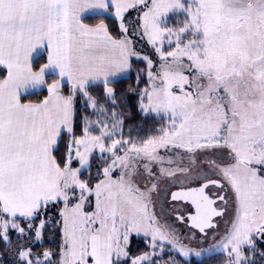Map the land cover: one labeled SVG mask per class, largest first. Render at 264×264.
<instances>
[{"label":"snow or ice","instance_id":"snow-or-ice-1","mask_svg":"<svg viewBox=\"0 0 264 264\" xmlns=\"http://www.w3.org/2000/svg\"><path fill=\"white\" fill-rule=\"evenodd\" d=\"M138 5L147 9L143 27L150 43H162L167 37L171 46L175 37L174 50L156 48L162 61L158 72L151 71V59L143 58L150 90L141 94L147 100L141 111L163 114L168 126L159 130V136L137 144L123 138V121L113 111L111 124L100 120L93 129L86 120L83 135H73L58 160L54 153L63 133L73 134L75 96L83 95L94 111L105 115L106 109L88 89L102 83L114 104L108 85L128 69L129 57L135 55L126 35L114 39L103 22L90 27L83 22L85 13L114 7L115 16L122 18ZM170 15H182V26L169 28ZM120 28L128 32L123 23ZM39 49L47 51V59L34 70ZM0 71H6L0 79V239L9 241L10 228L25 235L19 218L32 230V221L42 210L62 201L59 264H119L128 256L125 249L132 233L150 234L153 248L169 240L149 212L156 184L144 191L136 179L141 166L151 180L156 178L152 165L164 160L158 153L161 148L187 153L226 148L229 162L207 161L230 186L235 213L214 248L226 254L227 264H256L255 240L264 239V0H0ZM48 76L55 77L50 84ZM65 84L71 86L69 95L61 92ZM44 87L48 96L40 103L21 102L22 92ZM117 131L120 138H115ZM97 148L102 155L110 153L111 161H105L103 179L93 186L91 177L80 176ZM74 159L79 167L72 166ZM117 168L120 173L113 178ZM159 174L175 172L161 168ZM210 186L224 188L209 178L199 188L171 196L173 201L191 202L195 214L188 219L201 233L215 228L213 217L227 211L215 207L217 201L229 204L225 195L210 196L206 192ZM93 195L94 208L85 210ZM71 201L75 203L69 207ZM44 225L42 220L35 228L37 239ZM180 252L189 254L183 247ZM41 255L51 264L52 253ZM259 255L264 258V252ZM19 258L23 264H41L39 257L33 260L31 249L20 250ZM149 258L145 253L132 264H144Z\"/></svg>","mask_w":264,"mask_h":264},{"label":"rangeland","instance_id":"rangeland-1","mask_svg":"<svg viewBox=\"0 0 264 264\" xmlns=\"http://www.w3.org/2000/svg\"><path fill=\"white\" fill-rule=\"evenodd\" d=\"M146 10L147 9L144 8L143 5H138L136 8L128 9L123 14L122 18L116 17L115 12L112 13V15L110 14H107V15L112 16L115 19H117L119 27H120V24L123 23L124 26L128 29V32L126 34L123 33L122 31L121 32L123 33L122 38H124L126 35L127 38L131 41V44L129 45V47H130V50L133 53H135V55L130 56V59L134 58L136 60L142 61L145 64V67L143 69H140V73L146 76L147 82L149 83V78L147 75L149 68L147 65V61L144 60L143 58L148 57L149 59H151L153 62V67L151 71H153V73L158 72L162 61L160 60L159 53L156 52V48L159 47L164 52L174 50L175 37L174 36L172 37L173 44L171 46L169 45L167 37L163 39L162 43L159 40L156 42L155 45L150 43L148 36L145 35V30L143 27V24H144L143 11H146ZM182 20H183L182 15L181 16L170 15L167 20V26L169 28L176 29L182 26V24L180 23V21ZM46 56H47V51H46ZM145 89L150 90V83L147 88L142 89L140 92V105L141 103L147 104L146 98L142 100V97H141V94L144 92ZM174 91L178 92L179 90L177 88H174ZM77 102H79L82 105H87L89 112L93 113L92 115L93 117L86 118V120L92 124L93 129L96 128V122L100 120H104L109 124L112 123L111 113L114 110H109V108L106 105L99 104V106H103L106 109V114L101 115L99 111H94L93 108L87 103L86 98L79 93L75 96L73 100V110ZM140 111H141V107H140ZM141 112L144 115L152 114L162 119L163 125L161 128L168 126V120L166 118H162L163 114H157L153 112L145 113L143 111ZM65 134L67 136V140L69 139V142H68V145H69V143L72 140V136H70V134L67 133L66 131H65ZM92 134L99 135V131L93 130ZM120 136H121V133L117 131L115 138H120ZM124 139H131V138L127 137ZM135 142L137 144L140 143L137 141ZM105 143L110 144L111 140H107ZM158 153L160 156L164 158V160H163V163H155L152 165L153 170L156 173V178L149 180L147 178V174L144 173L143 168L141 166L140 168L141 175L137 176L136 179L140 183V186L142 190L144 191H147V189L150 188L152 184H156L157 186L156 189L150 193V200H149V205H148L149 212L150 214L155 216L156 226L160 227L163 231L168 233L169 240H165L163 242H157V246L153 248L150 234L148 236H145L143 232H141L139 235H137L136 233H132L130 235L129 244L127 248L125 249L128 252V256L121 257L120 261H123L129 257V263L132 264V260L136 259L137 257L141 255H144L145 253H148L150 254V258L148 261H145L144 264H182L179 258L183 260L184 259L189 260L191 258L200 259L203 256H207L212 253L220 252V251H216L214 246L219 243L220 239L224 236L226 231L231 226V221L235 214L234 204L232 203L233 193L227 181H225L223 177L219 174L218 169H216L213 166H210L207 163V161L216 160L218 164H225L229 162L230 157L228 156V150L226 148L197 149L195 150L194 153H187L186 150H183V149H171L170 148L166 150V149L161 148L158 150ZM177 153H179V155ZM94 154L99 155V157L104 160L108 159L107 162L109 163L111 161L110 153H104L102 155L100 153V150L97 148V149H94L93 152L90 154L89 163L91 162V157ZM120 154H122V151ZM193 159L196 160L195 164L192 163ZM169 160H171V163H169ZM72 166L74 168L79 167L80 166L79 161L74 159ZM181 167L186 168L188 170L185 172L177 171V169ZM87 168L88 167L86 166V169ZM161 168L174 171L175 175L173 176L160 175L159 173H160ZM84 170L85 169H82V171ZM119 173H120V169L117 168L113 173V178H116L119 175ZM209 178L218 180L220 181L221 184L224 185L223 189L217 188L215 186H210L207 189V192L209 193V195L210 196L213 194L225 195L226 198L229 199V204L225 206L220 201H217L216 206L219 208L227 207V211L225 212L224 216H220L216 219V227L210 228L209 230H207L206 234L204 235L196 231L194 228L189 227L185 223V221L183 222L179 221L176 214L184 215V213L188 210L187 209L188 207L182 202V200L173 201V200H170V197L174 189L187 188V187L199 185L202 181H205L206 179H209ZM100 179H103L102 172H101ZM90 201H91L90 204L85 205V210L91 211L94 208V205H95L94 195L90 197ZM61 203L62 205H60L58 214H59V224L61 226L62 233H63V219L61 217V212L64 210L65 205L62 201ZM73 203H75V201H71L69 203V207H71ZM52 207H53V204L49 205L48 208L51 209ZM44 211L45 210H42L41 214L44 215ZM42 220L45 221V219L41 217L37 223L32 222L34 228L32 230H29L26 227L28 221L24 220L23 218H19L17 222L20 223L21 226H25V235L23 236H21L15 229H11V228L9 229L8 234H9L10 239L9 241H5V242L10 243L12 240L11 248L9 250V258H10L11 264H23V262L20 261V258H19V251L27 250V249H31L32 251L33 246L37 242H40L42 240L41 236L39 239H37L35 236V228L39 227L40 222ZM1 234H2V230H1ZM133 237L144 238L149 248L147 251H144L135 257H130L129 256V246H130V242ZM173 243L176 244V247H173ZM255 243H256L257 255L254 257V259L256 261V264H258L259 262L264 264V258H261V256L259 255V253L264 252V250L261 249L262 247L261 244H264V239L257 237L255 240ZM62 244H63V239L61 241V249H62ZM180 247H183L186 250H188L189 254L187 256H184L180 252ZM197 252H200L201 254L197 256L196 255ZM245 252L247 254L248 250L245 249ZM41 254L32 252L33 260L39 257V259L41 260V264H45V263L47 264L48 261H45ZM60 258H61V254H60ZM49 261L51 262V256L49 257ZM59 261L51 262V264H59ZM224 264H227V259L225 260Z\"/></svg>","mask_w":264,"mask_h":264},{"label":"trees","instance_id":"trees-1","mask_svg":"<svg viewBox=\"0 0 264 264\" xmlns=\"http://www.w3.org/2000/svg\"><path fill=\"white\" fill-rule=\"evenodd\" d=\"M83 22L87 25H96L103 22L109 34L114 39H121L123 33L119 27L117 19L106 14H94L86 15ZM46 61V55L42 53L37 56L34 61V69H38ZM145 64L134 58L130 59V70L127 76L119 78L109 83L108 86L112 87L114 91V104L113 100L109 99L104 91L102 83L88 89L89 95L94 97L99 104L106 105L109 110H114L117 117L123 121V137L131 138L134 141L142 142L150 137H154L160 134V128L163 125V120L152 114L144 115L140 111V92L142 89L147 88L149 83L146 76L140 73V69H143ZM6 75V71H0V79ZM55 77H46L47 82L50 84ZM70 85L65 84L61 88V92L64 95H69ZM46 87L39 91L27 93L22 96V101H42L47 96ZM93 113L89 112L87 105H82L79 102L76 103L74 108L73 117V134L76 138L83 135V128L87 117H93ZM131 133V135H129ZM67 136L65 132L61 140L58 143L57 150L54 155L58 160H62L68 149ZM105 161L108 159H102L99 155L94 154L91 157L90 167L82 171L80 179L88 180L91 177L89 183L94 184L101 178L102 168L106 165ZM62 205L61 202L53 204V207L47 208L44 211V215L41 214L35 218L32 222L37 223L38 220L43 217L45 219L44 228L41 230V241L37 242L33 246L32 252L41 254L44 251L52 253L51 262H57L60 259L61 241L63 239V233L59 224L58 210ZM0 236L1 230H0ZM12 242V240H11ZM5 242L0 239V264H11L9 258V250L12 243ZM261 249L264 250V244H261ZM148 244L141 237H133L129 246V256L135 257L144 251L148 250ZM182 264H224L227 259L225 253L216 252L207 256H203L200 259L191 258L189 260H183L179 258ZM46 264V263H45ZM48 264V263H47ZM119 264H130L129 257ZM258 264H262L259 262Z\"/></svg>","mask_w":264,"mask_h":264},{"label":"crops","instance_id":"crops-1","mask_svg":"<svg viewBox=\"0 0 264 264\" xmlns=\"http://www.w3.org/2000/svg\"><path fill=\"white\" fill-rule=\"evenodd\" d=\"M115 12V8L113 7V8H110V9H108L107 11H105V10H99V9H95V10H90V11H88L87 13H85V16L86 15H94V14H110V15H112V13H114ZM98 24H100V23H98ZM98 24H96V25H98ZM96 25H89L90 27H95ZM39 51V55H41L42 53H44L45 55H46V50H44V49H39L38 50ZM39 55H36V54H34V59L37 57V56H39ZM46 59H47V56H46ZM46 62V61H45ZM35 70V69H34ZM129 70H130V57H129V67H128V69L126 70V71H124V72H122V73H119L117 76H115L114 78H112V81H114V80H117V79H119V78H122V77H125V76H127L128 75V73H129ZM52 83V82H51ZM42 88H40V89H36V90H32V89H29L28 90V92H22V96L23 95H25V94H27V93H31V92H36V91H39V90H41ZM63 94V93H62ZM64 95V94H63ZM47 96H48V94H47ZM46 96V97H47ZM45 97V98H46ZM44 98V99H45ZM43 99V100H44ZM21 102L22 103H33V104H36V103H40L41 101H22L21 100Z\"/></svg>","mask_w":264,"mask_h":264},{"label":"flooded vegetation","instance_id":"flooded-vegetation-1","mask_svg":"<svg viewBox=\"0 0 264 264\" xmlns=\"http://www.w3.org/2000/svg\"><path fill=\"white\" fill-rule=\"evenodd\" d=\"M202 183V182H201ZM200 183V184H201ZM199 184V185H200ZM206 191H207V189H206ZM209 194V193H208ZM214 198V197H213ZM188 208V210L184 213V215H180V214H176V216H177V218L178 217H183L184 219H183V221H185V223L189 226V227H191V228H194V227H192L191 225H189L188 223L190 222V220L188 219V217H189V215H193L194 213H195V211H194V209L192 208V205L190 204V203H184ZM215 207H217L216 205H215ZM218 209H219V207H217ZM218 217H215V218H213V220L212 221H215L216 222V219H217ZM179 221H181L180 219H179ZM182 221V222H183ZM195 229V228H194ZM210 228H207V229H205V233H201L200 231H198L197 229H195L196 231H198L199 233H201V234H206V232H207V230H209Z\"/></svg>","mask_w":264,"mask_h":264},{"label":"water","instance_id":"water-1","mask_svg":"<svg viewBox=\"0 0 264 264\" xmlns=\"http://www.w3.org/2000/svg\"><path fill=\"white\" fill-rule=\"evenodd\" d=\"M213 180H215V179H213ZM205 181H203L202 183H204ZM201 183V184H202ZM201 184L200 185H197V186H192V187H187V188H178V189H174L173 191H172V193L173 192H179V191H188L189 189H193V188H199L200 186H201ZM172 193H171V196H172ZM170 200H172V198L170 197ZM182 202L183 203H190L191 204V202L190 201H184V200H182ZM192 205V204H191ZM215 206V205H214ZM192 208L194 209V211H195V208H194V206L192 205ZM195 214V213H194ZM193 214V215H194ZM213 218H215V217H213ZM212 223L213 224H215L216 225V222L215 221H212ZM189 225H191V222H189L188 223ZM195 229H197V228H195ZM198 231H199V229H197Z\"/></svg>","mask_w":264,"mask_h":264}]
</instances>
